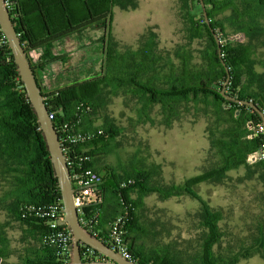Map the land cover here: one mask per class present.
I'll list each match as a JSON object with an SVG mask.
<instances>
[{
    "label": "trees",
    "instance_id": "16d2710c",
    "mask_svg": "<svg viewBox=\"0 0 264 264\" xmlns=\"http://www.w3.org/2000/svg\"><path fill=\"white\" fill-rule=\"evenodd\" d=\"M10 10L16 30L26 49L38 85L42 90L49 112H56L55 124L74 121L81 118L84 131L102 129L103 135L78 148L85 150L90 157L89 168L99 173L97 159L105 155L112 141H115L120 129L111 123L98 125L95 116L104 107V92L111 96H130L136 100V122L138 125L163 126L172 128L181 122L185 114L203 113L213 116L209 127L211 155L216 165L203 175L186 180L183 184L158 185L154 178L158 176L159 165L149 170H134L123 175L113 172L109 167L101 168L103 176L101 200L85 209V214L97 215L96 236L102 227L105 212L115 210V215L127 219L129 251L137 264H174L165 255L147 249L140 243V237L146 234L138 216L140 200L132 199L137 190L140 199L143 195L157 194L162 199L190 196L200 201L194 187L200 183H224L230 171L241 167L254 166L264 172V159L259 156L264 152V134L259 130L263 122L252 108L226 100L222 95L227 80L225 93L240 100L251 101L264 112V78H257L253 60L246 47L232 45L230 40L222 38V28L214 17L227 10L234 11L243 20L245 33H252V24L248 21L255 17V0H241L242 12L238 13L231 0H203L210 23L218 34L222 57L204 16L194 13L196 0H190V39L207 38V47L199 53V60L192 50L177 54V60L158 51V34L150 29L140 40L137 49L118 53L111 46L110 24L116 6L127 9L136 7L134 0L127 4L122 0H12ZM260 1L264 6V0ZM200 4V0L197 1ZM202 10V7H201ZM248 21V22H246ZM104 28L106 34L105 64L102 72L69 83L54 91L45 92L39 84L38 69L63 57L49 52L53 42L68 38L90 27ZM43 50L39 57L40 64L33 63L30 53ZM48 50V51H47ZM248 53V54H247ZM225 62V66L222 64ZM257 85L258 91H251ZM90 109V112H88ZM158 109L157 119L152 115ZM0 170L10 184L8 197L10 211L20 225L40 231L39 243L41 255L25 259V264H63L55 249L44 244L48 233L46 221L40 218L22 219L20 209L24 204L47 205L62 202L58 181L55 178L49 152L46 148L37 117L27 98L25 88L19 77L12 53L0 28ZM133 181L127 187L121 184ZM112 182L113 187H109ZM203 227L207 235L202 243V255L198 264H236L240 258L254 253L264 258V223L256 236V245L252 252L242 253L240 258L220 263L213 252V247L221 240L222 232L218 226L223 219L222 212L211 210L201 202ZM106 206V207H105ZM104 209L103 217L99 212ZM264 222V221H263ZM68 228L67 226H64ZM3 252L0 250V258ZM98 257V258H97ZM105 259L98 252L94 258L85 260L94 262Z\"/></svg>",
    "mask_w": 264,
    "mask_h": 264
},
{
    "label": "rangeland",
    "instance_id": "374dc122",
    "mask_svg": "<svg viewBox=\"0 0 264 264\" xmlns=\"http://www.w3.org/2000/svg\"><path fill=\"white\" fill-rule=\"evenodd\" d=\"M122 1L125 4L129 2ZM134 1L136 7L122 9L116 6L113 11L111 46L118 53L137 49L142 36L152 29L158 34V51L162 55L177 60L179 52L192 50L197 52L195 57L199 60V53L207 47V38L190 39L191 12L187 6L190 0ZM197 1L194 13L199 16L202 10L201 3ZM218 18L216 20L214 17V21L224 25L221 34L224 41L230 33L232 37L242 36L229 20L221 16ZM248 21L253 23L250 19ZM105 33L102 26L90 27L53 42L49 52L63 58L50 63L51 73L47 78L39 75L41 87L46 91L45 80L55 83L58 78L59 87L102 72L107 46ZM40 52H31L33 63L42 54ZM263 54L264 51L259 50L258 57L254 58L259 64L264 62ZM102 103L104 107L95 116L96 124L108 122L120 129L107 153L97 159L102 177L106 175L101 169L103 167L123 175L159 165L160 170L154 182L163 186H178L188 179L203 175L216 165L209 140V127L213 119L211 113L205 115L202 111L197 115L185 114L181 122L167 129L149 124L138 125L135 111L137 102L132 95L115 97L104 92ZM157 113L158 109L152 115L156 120ZM223 181L222 184L203 182L194 187L201 202L223 214L218 224L223 233L222 238L213 247L218 263L240 258L242 253L252 251L260 223L264 221V172L261 169L257 168L251 175L242 169L230 171ZM112 184L109 182V185ZM9 189L7 177H3L0 170V249L4 251L0 264H22L19 254L24 253L28 233L11 216ZM131 197L135 201L140 200L141 204L138 216L146 231L140 237L142 245L168 256L174 264L200 262L207 230L202 225L203 211L199 200L186 195L162 199L157 194L143 195L140 199L137 190L133 191ZM240 264H264V260L254 256Z\"/></svg>",
    "mask_w": 264,
    "mask_h": 264
},
{
    "label": "built area",
    "instance_id": "2783aa9c",
    "mask_svg": "<svg viewBox=\"0 0 264 264\" xmlns=\"http://www.w3.org/2000/svg\"><path fill=\"white\" fill-rule=\"evenodd\" d=\"M5 1L9 11L12 10L13 1ZM88 112H90V109H88ZM49 118L53 121L54 128L59 136L60 146L70 171L73 201L79 215V221L85 229L96 235L97 215L85 214V209L91 204L99 203V200H101L100 192L102 191L103 178L99 173L88 167L87 163L90 162V157L85 150L79 151L78 148L102 136L103 130H82L80 117H77L74 121L59 124L54 123L56 112H49ZM259 132L264 134L263 126ZM260 158L264 159V152L260 154ZM132 183L134 182L131 180L123 182L121 187L125 188ZM20 214L22 219L40 218L46 221L48 233L44 244L57 251V255L60 256L63 264H69L72 236L69 228L61 225L64 218L63 203L54 202L47 205L24 204L20 209ZM126 235L127 219L122 215H117L109 224L106 236L108 245L123 257L135 262L129 251ZM96 252L92 247L83 245L81 247L82 260L86 262L85 260L94 258ZM100 261H107V258L105 257V259Z\"/></svg>",
    "mask_w": 264,
    "mask_h": 264
},
{
    "label": "water",
    "instance_id": "95a60500",
    "mask_svg": "<svg viewBox=\"0 0 264 264\" xmlns=\"http://www.w3.org/2000/svg\"><path fill=\"white\" fill-rule=\"evenodd\" d=\"M204 20L209 27L214 40L217 43L220 57H222L221 44L218 34L211 26L208 12L203 0H200ZM0 28L5 36L8 47L11 50L19 77L24 85L27 98L31 104L33 112L44 138L46 148L50 155L55 178L61 192L64 207V218L61 225L69 228L72 236V247L69 264H137L123 257L120 253L113 250L106 242L85 229L80 221L77 209L73 201V192L70 182V171L59 142V136L54 128L53 121L49 118V110L44 101L42 90L38 85L35 71L32 68L28 53L22 44V40L17 33L16 24L13 22L5 0H0ZM225 66V62L222 60ZM227 80L221 95L228 101L248 106L254 109L262 119L264 127V112L251 101L236 99L225 93ZM114 186V185H112ZM88 245L95 251L107 258V261L84 262L81 257V247Z\"/></svg>",
    "mask_w": 264,
    "mask_h": 264
},
{
    "label": "crops",
    "instance_id": "0c3cea01",
    "mask_svg": "<svg viewBox=\"0 0 264 264\" xmlns=\"http://www.w3.org/2000/svg\"><path fill=\"white\" fill-rule=\"evenodd\" d=\"M217 1H224V0H217ZM231 1L236 5V7L238 9V13L242 12L241 0H231ZM254 9H255V13H254L255 17H254L253 20H251V21H253V23H252V25H253L252 26V33H248V34L245 33V34H247V36H245V34L242 32V31H244L243 22L245 20H243V18H241L239 15H237L234 11L227 10L224 13H221V14L215 16V18L217 20V19H219L218 18L219 16L225 17L227 20L230 21V24H232L236 28V31H238V32H240L242 34L241 37H236V36L232 37V33L227 34V36H228L227 40H230V43L232 45L233 44L234 45H240L242 47H246L247 48V52L249 53V56H250L251 60H253L254 67H255L254 70H255V72L257 73V76H258L257 78H261V77L264 78V62H261V64H259L258 61L256 62V59H254V58L258 57L259 50H261V52L264 51L263 50L264 49V6L261 5L260 1L255 0ZM246 22H248V21H246ZM220 26H221L222 30L224 31V29H225L224 25H222V23H221ZM231 32H234V31H231ZM246 37H251V38L248 39ZM36 51H38V52L42 51L43 52V50H41V49H38ZM36 51H32V52H36ZM42 52H40V53H42ZM30 57H31V53H30ZM40 63L41 62H40L39 57H38L35 65L39 66ZM49 64L50 63H48L43 69H38L37 70L38 76L41 74V78H43L45 76L47 78V75L51 73L50 67L52 66L51 64L50 65ZM49 78H51V77H49ZM57 79L58 78L55 79V83L51 82V81L47 82V80L44 81V79H43L42 81H44V84L47 86L45 88L46 91L45 90L44 91L45 92H50V91H54V90H56V89H58L60 87H63L61 85L59 87H57V84H58V80ZM48 83H53V84H52V86H48L47 85ZM39 84L41 85V80H39ZM250 88H251V91H255V92L258 91L257 85H255V86L252 85ZM239 169L246 170L248 175L249 174L251 175V174H253L254 170H256L257 168L254 167V166H251L249 168L241 167ZM109 187H113V186L109 185ZM104 209L105 208H103V210L101 212H99L100 217H103ZM114 209H112L111 212H108V213L105 212L104 217H103V224L104 225L97 230L98 234L100 236H102L103 238H106L108 230H109V224L117 216V215L114 214L115 213ZM262 223H264V222H262ZM21 226L28 233L27 238H26V242H25L26 245L24 246V249H23L24 253L19 254L21 256L22 264H25V259H27L28 257L34 258V257H37V256L41 255V246H40V243H39L40 231L38 230V228L37 229H33V228L29 227V226H24V225H21ZM260 228L261 227L259 226V231H260ZM254 245H256V242H255ZM2 252L4 253V251H2ZM250 252H252V251H250ZM254 256H259L261 259L264 260V258L260 254L254 253V254H252V255H250L248 257L240 258L239 261L236 264H240L241 262L247 261V260L251 259Z\"/></svg>",
    "mask_w": 264,
    "mask_h": 264
}]
</instances>
